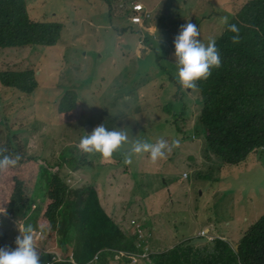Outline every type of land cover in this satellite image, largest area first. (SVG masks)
I'll return each mask as SVG.
<instances>
[{
	"label": "trees",
	"instance_id": "obj_1",
	"mask_svg": "<svg viewBox=\"0 0 264 264\" xmlns=\"http://www.w3.org/2000/svg\"><path fill=\"white\" fill-rule=\"evenodd\" d=\"M45 0H42L43 3ZM243 7V0H236ZM70 11L64 12L59 17V23H51L49 21H38L53 19L51 12L42 8L34 21H31L25 10V0H0V20L7 16L8 18V33L5 39L0 43L3 49L16 47H58L62 48L67 39V32L70 27L78 24L76 16L79 12H72V3L67 2ZM109 12H112L109 10ZM160 19L157 20V24ZM191 23L197 25L199 32L201 25L193 18ZM230 24H235L239 29L240 39L237 43H233L231 33L226 28L220 36L215 39L216 47L220 53L221 64L219 68L211 69V75L207 79L197 81L195 89H189L191 92H198L200 96L201 110L199 117L194 125V132L197 137L203 140L204 154L208 153L216 156L217 168L223 165H240L253 154L264 158V0H250L241 12L230 21ZM150 25V20H146V27ZM183 25L178 20V28ZM78 26V25H77ZM158 27V25H157ZM131 27L129 24L117 33L124 35ZM163 36L167 38V28H159ZM177 33V30L172 27V33ZM172 35V34H171ZM171 37V36H170ZM160 44L156 38L150 36L146 32V42L151 46L150 50L155 54L157 65L160 72L155 71L157 65L152 67V73L145 72L142 80L136 77L135 68L136 62L132 61L128 71V78L131 79L132 85L135 88L144 86L160 79L173 88L181 90L183 87L175 78L176 64L168 58L169 52L173 47V39ZM200 40L201 38L198 37ZM80 39L76 34H73L69 43L72 47L75 40ZM121 48L115 46V52H120ZM66 55L62 59H54V64L63 67L59 77L55 83L40 84L34 81L30 86L25 88L17 87L9 82L2 81V85L6 88L16 89L19 96L33 101L36 98H41L43 106L56 102L59 109V122L61 125H74L79 123L80 117L87 113L82 110V104L89 105L96 99L97 91L92 86V74L89 76L87 70H83L79 77L74 76V71L79 67H75L73 62L68 60ZM169 61V66H162L160 62ZM101 62V60H100ZM159 62V63H158ZM171 64V65H170ZM103 65V64H102ZM104 66V65H103ZM172 66V68H171ZM105 67V66H104ZM106 68V67H105ZM107 69V73L113 75V69ZM121 76H127L126 70L120 67ZM95 72V71H94ZM70 73V74H68ZM16 79H25L33 75V72L15 73ZM76 78V79H73ZM52 77L47 75L45 82L51 81ZM73 79L71 82L66 81ZM135 79V80H134ZM139 85H137V83ZM64 85V88L62 87ZM62 89V90H61ZM65 94V98L63 96ZM114 107H119L118 103L113 102L107 108V111L102 114L96 123H87L79 129L74 130L69 139H73L77 145L80 137L85 132H90L96 125L103 123L105 127L112 122L117 121L119 110ZM156 109L161 110L167 118L166 127L169 128L172 122V114L175 113L174 108H169V104H164ZM111 112V113H110ZM157 115V113H156ZM175 117V115H173ZM12 119L5 120L2 124L9 127ZM19 133L17 144L9 145L7 151L0 149V155H9L11 158L19 156L16 164L10 166L15 174H18L21 169L35 168L37 169L35 181L30 188L23 186L20 183H14L12 190L7 195V203L9 213L14 215L16 219H25L26 215L32 211L35 206L33 195H40L39 191L43 190L41 202H46L47 207L41 224L45 228H41V239L39 242H34V246L42 251L43 259H40L41 264H55L54 256L48 255L55 247L57 238L61 237V226H59L60 217L64 216L68 211L77 216V227L81 230L79 240L85 249V253L78 259V264L89 263L94 254L103 250H112V254L108 255L114 259L113 253L120 249L124 240V234L112 218L105 212L104 208L100 207L98 197L103 201V198L108 201L106 204L115 207V213L118 218H121V208L117 207L123 202L122 193L116 191L117 185H124L128 182V177L132 176L133 194L141 196L146 187L159 185L164 191L174 198L177 205L172 207L173 213H182V208L185 203L191 205L195 200L193 196V188L190 183H186L183 171L175 164V160L168 158L166 153L163 158H158L153 161L149 156H141L135 159L130 155V163H124L122 153L114 152L112 159L115 161L109 167L115 170L123 169L124 174L120 177L119 182H114L108 178L107 172L102 176H94L92 179L91 173H88L86 181H90L93 188L84 187L78 190L73 196L78 200L68 198V192L64 189L60 180L62 172H51L46 168H42V177L45 183L36 184L39 170L41 167H46L48 157L42 153L28 154L27 145L30 128L14 130ZM161 139L167 142L170 151L175 150L176 141L171 133H164ZM71 146V143H66L61 146L63 153L60 156L59 163L66 162L69 156L73 153L71 148H74L75 153L79 157V164L71 161L75 171L78 169L84 170L86 165H91L101 173L105 166L94 165V160L99 157L98 153H83L77 147ZM263 163L261 160L259 164ZM63 167V164H59ZM131 170L132 173L126 172ZM181 177L178 180L177 175ZM102 175V174H101ZM207 178L210 180H218L220 177L216 174L208 172ZM73 176V175H72ZM196 177V176H195ZM197 181L202 180L196 177ZM164 180V181H163ZM164 182V183H163ZM111 185V193L109 196L101 194L98 185ZM37 185V190L36 189ZM206 186V184H204ZM41 186V187H40ZM207 187V186H206ZM96 188V191L94 190ZM97 192V193H96ZM246 202L245 197L239 201L241 210L247 209V203H252L257 199L254 190ZM189 202V203H188ZM210 203H215L209 201ZM35 211L39 207L34 208ZM184 221H181L183 223ZM236 233L230 235L228 240L236 246L232 249L226 243L216 242L218 247L223 250V256L220 258L222 264H264V214L257 217L254 221H245L239 218L235 223ZM226 236V235H225ZM7 237H4L1 244H4ZM190 238L184 237L182 244L175 247L168 253H158L152 256L153 264H198L203 252L206 250V245L190 246ZM61 244H64L61 241ZM230 244V245H233ZM126 249L132 250L131 246ZM62 253L65 249L61 250ZM65 264V263H60ZM94 264H127L125 259L116 255L113 261H107L104 258H99ZM202 264H211L210 262H202Z\"/></svg>",
	"mask_w": 264,
	"mask_h": 264
},
{
	"label": "rangeland",
	"instance_id": "obj_2",
	"mask_svg": "<svg viewBox=\"0 0 264 264\" xmlns=\"http://www.w3.org/2000/svg\"><path fill=\"white\" fill-rule=\"evenodd\" d=\"M34 4L30 11L37 12L42 8H45L49 12H56V14H62L70 11L67 2L72 3V12H79L76 16L78 24L70 27V31L67 32V41L64 43V48L70 47L69 43L73 34H76L80 39L74 41L71 49L69 50L68 60L73 62L75 67H81L82 70H87L89 76L93 71L92 78L94 83L93 88L97 91L96 99L89 105L82 104V110L87 114L80 117V121L74 125H61L59 122V109L60 106L56 102L53 104H46V108L43 106L41 98H36L30 101L27 98L19 96L17 91L5 89L0 85V149L7 151L9 145L17 144L19 139V133H15L14 130L23 128H30L31 133L28 134L29 140L27 145L28 154L44 153L48 157L46 167H41L39 175L36 180V184L45 183V179L42 177V168H46L48 171L62 172L60 174V180L64 189L68 192V198L77 200L73 195L84 187L93 188L90 181H86L88 173H91L94 168L86 165L84 170L78 169L75 171L71 161H75L79 164V157L71 148L73 153L68 157L64 163H59L60 156L63 153L61 146L66 143H71V146H75V141L69 139L70 134L79 129L82 125L87 123H95L97 119L107 111V108L112 105L113 102L118 103L119 107H114L115 110L123 112L135 111L141 117L146 116L149 120L156 119L157 114L162 115L161 110L156 109L162 107L164 104L169 102H177L181 99V91H187L188 95L185 97L188 101L189 114L186 118L182 119L177 117V125H172L171 128H167L161 121L148 123L146 121L138 120V123L142 125V130L138 131L139 135H159L164 133H172L173 129L179 126L184 131L192 130L193 124L199 117L201 105L200 96L198 92H191L187 89L176 90L173 88V92L170 91L172 88L168 82H164L160 79H156L154 82L139 86L135 88V84L132 85L131 79L128 77V71L135 61L137 65L135 68L136 77L142 80V76L145 72L152 73V67L157 65L155 54L151 52L150 44L146 42V30H138L137 24L134 25L135 30L131 28L125 35L120 36L115 30H119L125 24H127V15L129 13V6L133 1H142L149 4L152 7H156V14L158 13L160 19L158 28H167V38H160L159 33H154L153 36L156 41H160V44L168 42V37L172 34V27L178 28L177 16L174 13L166 11L159 2L161 0H56L58 5H52L49 0H45L41 5H38L39 0H28ZM166 2L169 0H165ZM182 1L178 13L181 15L183 12H187L188 1ZM250 0H243L246 3ZM223 2L234 3V0H200L197 8V12H192V16L189 18L202 19L204 29L210 31L213 28L212 36L218 37L224 30L225 23L223 17L226 14H235L236 12H228L229 7L223 6ZM37 4V5H35ZM210 4V6H208ZM240 3H235V8H239ZM119 9L120 11H117ZM111 10L112 12H109ZM54 16V13H52ZM157 19V20H158ZM38 21H49L54 22L53 19L38 20ZM214 22L218 25L212 24ZM78 25V26H77ZM212 26V27H211ZM218 28V29H217ZM207 35V34H205ZM121 48L120 52H115V46ZM55 48V47H46ZM1 50V49H0ZM174 49L169 52L168 58L175 64V57L173 55ZM60 56L61 52L58 53ZM65 57V56H64ZM63 57V58H64ZM58 58L56 54H46L44 50L38 48H26L23 50H12V52H6L0 54V73L4 71H35L41 73L40 84L55 83L59 77V73L63 70V67L54 64V59ZM99 60L101 62L99 63ZM159 63V62H158ZM162 66H169V61L160 62ZM113 69V75L107 73V69ZM171 65V64H170ZM120 67L126 70V77L121 76ZM172 68V66H171ZM95 71V72H94ZM155 71L160 72L159 66L157 65ZM70 74V73H68ZM52 77L51 81L45 82L46 76ZM40 76V74H39ZM74 76L79 77L78 71H74ZM76 79V78H73ZM73 79H69L66 82L69 83ZM135 80V79H134ZM137 83V82H136ZM137 85H139L137 83ZM64 88V85L62 86ZM62 90V89H61ZM142 93V94H141ZM65 98V94H63ZM137 102V104H134ZM181 104H174L173 108L175 111L182 108ZM172 109V104L169 105ZM111 113V112H110ZM130 119L134 120V116L130 115ZM12 119L9 127L2 124L5 120ZM193 140L184 141L181 145V149L174 150L168 153V157L173 159H179L176 163L183 171L187 166H190L198 171H201L203 175L208 172L219 175L217 171L210 170V161L202 154L204 150V144L198 137H193ZM256 162H259L258 157L255 158ZM107 160H95L94 164H105ZM59 164H63V167H59ZM37 169L28 168L21 169L18 174H15L14 170L9 167L0 169V209L5 208L8 205L6 199L7 193L12 190L14 183H20L23 186L30 188L34 181ZM107 172L106 168L101 170L102 176ZM126 172L132 173L130 170ZM123 173V170L113 171L110 170L108 178L114 182H119L116 175ZM73 175V176H72ZM133 176V175H132ZM132 176L128 177V182L124 185H117L116 191L121 190L123 197L130 200L133 199V187H132ZM181 174L177 175L178 180ZM200 178V177H199ZM204 183L213 185L215 182L209 178H200ZM132 180V181H131ZM190 183V187L193 188V195L197 196V201L191 203L193 207L202 209V215L188 225L193 226L195 229L191 231L185 226L175 224L171 220H163V222L155 228L149 226H142L145 234L147 235L150 231L151 235L155 237V242H160V239H165V250L172 249V246L178 241L183 240L184 237H191L194 233L199 234L204 226L211 224L213 229L218 227L216 233L221 236L232 233V225L238 221L239 218L245 221H254L257 217L264 214V162L260 165H255L253 169L241 175L238 179L234 180L235 184H243L246 187L245 199L248 202L249 196L254 193L257 196L254 204L247 203V209L241 210L237 205V199L235 198L236 189H232L219 194V197L215 203H210V193L213 192L211 189H205L202 182L197 181L195 175L191 174L186 183ZM164 183V182H163ZM232 186V184H229ZM41 187V186H40ZM111 189V187H110ZM157 186L154 188L147 187L146 198H150L155 195ZM37 190V185L36 189ZM240 191V189H239ZM120 192V191H119ZM40 195H33L35 203L41 202L43 190L39 191ZM156 199L160 203L163 202V198L160 193L157 194ZM48 201V200H47ZM46 201V202H47ZM41 202L42 211L45 212L47 203ZM189 203V202H188ZM150 202L145 201L144 205H139L137 208H125L126 218L132 217L138 222H142L143 217L148 213V206ZM168 205L170 211L172 207L177 205L174 198L168 199ZM106 211L107 209L104 208ZM183 211V210H182ZM165 218V215L162 216ZM121 225V223H120ZM124 229H129L131 226L129 223L124 222L122 225ZM236 233V231H234ZM36 234V230H35ZM211 234V233H210ZM33 235V231H32ZM57 242L58 238L55 234ZM133 237V235H132ZM230 238V237H229ZM232 239V238H230ZM230 248L235 249L236 246L228 240V237L224 238ZM35 241H38L35 238ZM207 244V245H206ZM206 250L204 255L215 262L220 263V257L223 256V250L213 243H206ZM233 244V245H230ZM191 245V242L189 243ZM63 248L55 247L51 250L53 253H62ZM39 251H37V255ZM63 257L69 256V251L62 253Z\"/></svg>",
	"mask_w": 264,
	"mask_h": 264
},
{
	"label": "clouds",
	"instance_id": "obj_3",
	"mask_svg": "<svg viewBox=\"0 0 264 264\" xmlns=\"http://www.w3.org/2000/svg\"><path fill=\"white\" fill-rule=\"evenodd\" d=\"M41 1L39 0V4L41 5ZM182 1L186 2L185 0H161L159 5H161L166 11L174 13L177 16V20L183 23L179 28H175L177 33H172L169 44L173 39V47L174 52L173 55L175 57V64H176V73L175 78L178 83L183 87V89H195L197 87V81L207 79L208 76L211 75V69L219 68L221 64L220 53L216 47L215 39L216 36H212L213 28L208 31L204 29V25L202 23V19H196L199 24L201 25V30L199 29L196 24L191 23L193 18H189L192 16V12H197L198 5L200 0H189L187 12H183L181 15L178 13L180 5ZM208 1H215L216 0H208ZM224 1V0H222ZM26 6L25 10L27 15L31 21H34V16L38 14L40 11L32 12L30 8L34 6V4L30 3V1L25 0ZM49 3L52 5H58L56 0H49ZM236 0L234 3L230 2H223V6H227L230 10L227 9L228 12H236L235 14H226L223 19L225 23L224 30L227 28L228 31L234 33L231 36V40L233 43H237L240 39L239 36V29L235 24H230L238 13L241 12V9L245 7L250 1L243 4V7L240 6L239 8H235ZM37 5V4H35ZM210 6V4L208 5ZM129 13L125 15L127 17V24L130 25L133 30H135L134 25L132 23L137 24L138 30H146L148 34L154 35V33H159L160 38L163 36L162 31L157 27V19L159 17L158 13L156 14V7H152L149 4L142 1H133L129 6ZM117 11H120L117 9ZM54 13V16H52ZM61 14H56V12H51V17L53 18L54 22L51 23H59V17ZM146 20H150V25L146 27ZM212 24H215L212 22ZM217 27L218 25L215 24ZM126 24L120 28L121 31ZM218 29V28H217ZM223 30V31H224ZM8 33V18L7 16L3 17L0 20V43L5 39ZM207 34V35H205ZM222 34V33H221ZM220 34V35H221ZM120 36H123L119 33ZM125 35V34H124ZM219 35V36H220ZM153 37V36H152ZM200 37L201 40L198 38ZM55 47V46H53ZM26 48H38L44 50L46 54H56L58 58H63L66 55H69L70 47L65 50L64 47L62 48H46V47H38V46H28V47H16V48H7L3 49L0 47V54L6 52H12V50H23ZM61 52L62 55L60 56L58 53ZM100 63V60H99ZM82 70L81 67L78 68V73ZM23 72H33V75L27 77L25 79H16L15 73H22V72H14V71H4L0 73V85L9 90L2 85V81L9 82L17 87L25 88L30 86L32 83L37 82L40 85L41 80V73L35 71H23ZM40 74V76H39ZM92 84L94 83V79L91 80ZM181 91V90H180ZM191 91V90H189ZM142 94V93H141ZM181 99L177 102H169L168 104H181L183 105L182 108L175 111L172 114V122L169 125V128L172 129V125H177V117H181L182 119L186 118L189 114L188 111V101H186L185 97L188 95L187 91H181ZM137 104V102H134ZM133 115L134 120L130 119L129 116ZM175 115V117H173ZM99 119V118H98ZM97 119V120H98ZM138 120L146 121L148 123L161 121L163 125L166 127V115L163 113L162 115L157 114L156 119L149 120L146 116H139L135 111H126L123 110L119 111L117 115V121L115 123L110 122L107 127L103 123L96 125L90 132H85L79 139L78 144L76 147L82 151L83 153H98L100 156L97 157L95 160H107L105 164H98L100 166H105L107 170V174L110 170L118 171L109 166L114 164L115 161L111 158L114 152L122 153L124 156V163H130V155H132L135 159L141 156H149V158L153 161L157 160L158 158H163L165 153L168 157V153L170 148L166 141L161 139V135H139L138 131L142 130V125L138 123ZM97 122V121H96ZM95 122V123H96ZM93 124V123H91ZM195 125V124H193ZM194 126H192V130L184 131L179 126L176 129L172 130L171 136L175 138L176 141H173V145L176 143L175 150L181 149V145L184 141L193 140V137H197L194 132ZM201 139L200 137H198ZM202 143L203 140L201 139ZM77 154V152H76ZM205 158L210 161V170L217 171L219 174L218 176L220 179L215 180V184L204 186L205 189H211L213 192L210 193L209 201L216 202L219 194L236 189L235 191V198L237 199V205L239 206V201L244 198L246 187L243 184H235L234 180L238 179L241 175H244L249 170L253 169L255 165H260L259 162L255 161V158L258 157L262 162H264V158L260 157L258 153L253 154L249 157L246 161L241 163L240 165L230 166V165H223L220 168L216 166V156L213 154L208 153L207 155L204 154V150L202 152ZM171 158V157H168ZM19 156H15L11 158L9 155H0V169H5L10 166L16 164ZM173 159V158H172ZM94 160V162H95ZM175 164L179 161V159H174ZM75 162V161H74ZM95 165V164H94ZM91 166V165H89ZM94 170L91 172L92 179L94 176L102 177L101 173H99L94 166H91ZM121 170V169H119ZM123 170V169H122ZM129 170V169H128ZM131 171V170H130ZM124 171L120 175H116L117 179H120L123 176ZM183 174L186 179L190 177L191 174L195 175L196 177L200 178H207V175H203L201 171H198L190 166H187L183 169ZM108 176V175H107ZM103 178V177H102ZM94 180V179H93ZM164 181V180H163ZM229 184H232L230 186ZM158 188L155 191V195L151 196L149 199L146 198V190L147 187L143 190V194L141 196H137V198L133 194V199H126L124 198L123 202L120 203L117 207H120L121 210V218H118L115 213V207L106 204L108 201L103 198V201L98 197L100 207L106 208L105 211L107 215L112 218V220L119 225L118 227L122 230L124 234V240L118 249L117 252L113 253L119 255L121 258L125 259L127 264H153L152 256L157 255L158 253H168L175 247L182 244L183 240H178L173 246L172 249L165 250V239H160V242H155V237L151 235L150 231H148L147 235L142 226H149L152 228L158 227L163 220H171L175 224L180 226H185L189 228L191 231L195 229L193 226L188 225L190 222L193 221V218L196 219L198 216L202 215V209L193 207L192 204L188 205L187 203L184 204L182 208V213H173L169 209L168 199H171L170 196L162 189L159 185H154L150 188L156 187ZM111 185L106 186L103 184L98 185V188L101 191V194H106L107 196L110 195ZM133 187V186H132ZM240 189V191H239ZM96 191V188L94 189ZM97 193V192H96ZM120 193H122L120 191ZM160 193L163 202L160 203L158 199H156L157 194ZM195 201H197V196L193 195ZM78 201V200H77ZM145 201L150 202L148 206V213L143 217L142 222H138L134 220L132 217L126 218V213L124 211L125 208H137L139 205H144ZM192 202V203H193ZM9 205V204H8ZM8 205L5 208L0 209V264H41L40 259L42 257V251L35 248L34 242H39L41 239V228H45L41 224V220L44 217V213L42 211L41 202L35 203L33 206L32 211L26 215L25 219H16L14 215L9 213ZM38 206L39 210L35 211L34 208ZM165 215V218L162 216ZM181 221H184L181 223ZM124 222L129 223L131 228L124 229L122 225ZM121 223V225H120ZM59 226H61V237L57 242V247H62L65 251H69V256L64 258L62 253H53L49 252L48 255H53L55 264L65 263V264H78V259L86 252L82 243L79 240V234L81 230L77 227V216L72 214L71 212H67L64 216L60 217ZM236 225H232L233 231L235 230ZM36 230V234H35ZM218 227L215 226L213 229L212 225H206L201 230V233L196 234L194 233L191 237V241L198 240V239H205L206 243H213L216 242L225 243L226 241L224 238L230 237L232 233L221 236L216 233ZM33 231V235H32ZM211 233V234H210ZM133 235V237H132ZM4 237H7V240L4 244H1V241ZM35 238L38 241H35ZM61 241L64 244H61ZM190 241V242H191ZM189 242V243H190ZM204 244H197V245H205ZM217 245V244H216ZM127 246H131L132 250L126 249ZM192 246V245H190ZM195 246V245H194ZM218 246V245H217ZM229 246V245H228ZM230 247V246H229ZM37 251L39 254L37 255ZM112 250H103L94 254L92 260L89 263L83 264H94L98 261L99 258H104L107 261H113L108 255L112 254ZM205 252V251H204ZM201 256L200 262L198 264H202V262H210L211 264H215L214 261L208 259L205 255ZM221 258V257H220ZM220 263L222 261L220 259ZM49 264V263H47ZM53 264V263H51Z\"/></svg>",
	"mask_w": 264,
	"mask_h": 264
},
{
	"label": "water",
	"instance_id": "obj_4",
	"mask_svg": "<svg viewBox=\"0 0 264 264\" xmlns=\"http://www.w3.org/2000/svg\"><path fill=\"white\" fill-rule=\"evenodd\" d=\"M204 243H206V240L205 239H203V240L198 239V240L191 241V245L192 246L197 245V244H204Z\"/></svg>",
	"mask_w": 264,
	"mask_h": 264
}]
</instances>
